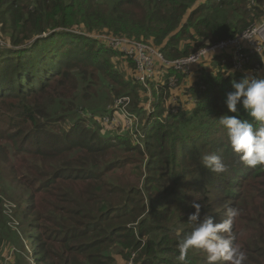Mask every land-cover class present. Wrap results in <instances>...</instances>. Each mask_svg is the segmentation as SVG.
<instances>
[{"label":"trees","instance_id":"trees-1","mask_svg":"<svg viewBox=\"0 0 264 264\" xmlns=\"http://www.w3.org/2000/svg\"><path fill=\"white\" fill-rule=\"evenodd\" d=\"M263 20L264 0H0L11 45L0 48V186L12 185L16 220L0 199V258L6 247L10 264H125L133 255V264H207L198 249L178 259L197 199L201 220L238 209L234 244L245 264H264V166L241 163L217 121L235 115L226 106L233 81L255 66L264 75V56L231 76L229 51L208 55L191 77L158 65L147 94L132 60L113 63L121 51L97 37L147 44L169 61ZM100 93L107 104L129 98L135 130L94 120L116 113L98 104ZM210 153L225 173L203 167Z\"/></svg>","mask_w":264,"mask_h":264},{"label":"clouds","instance_id":"clouds-1","mask_svg":"<svg viewBox=\"0 0 264 264\" xmlns=\"http://www.w3.org/2000/svg\"><path fill=\"white\" fill-rule=\"evenodd\" d=\"M233 75L229 71V75ZM233 91L226 97V106L230 113L222 115L217 121L226 132L228 144L241 163L246 167L264 166V78L245 75L239 82H232ZM240 108L249 119L240 118ZM204 168L215 174L227 171V166L216 153L204 154L201 158ZM197 199L191 204L195 209L189 214L188 222L193 225L190 232L183 234L178 243L183 262L190 249L205 253L207 264H245L247 256L236 244L232 234L234 219L239 215L236 208H228L226 219L214 222L212 216L205 215L201 220L202 205ZM179 235V233H177Z\"/></svg>","mask_w":264,"mask_h":264},{"label":"built area","instance_id":"built-area-1","mask_svg":"<svg viewBox=\"0 0 264 264\" xmlns=\"http://www.w3.org/2000/svg\"><path fill=\"white\" fill-rule=\"evenodd\" d=\"M263 22V23H262ZM125 38V37H124ZM119 39V38H117ZM114 38H109V44L112 48L121 51L125 57L132 60L135 65V78L144 87L148 89L149 83L156 79L158 70L157 66L161 65L164 68H171L174 71L183 73L187 77L192 76V68L198 62L206 58L208 55H215L220 52L229 51L231 54V68L233 73H241L246 67L250 65L251 55H264V20L261 23L253 25L246 29L237 37L220 41L210 47H206L195 54H192L186 58H180L175 60H166L163 55L152 46L130 40L124 39L126 43L124 45L116 44L114 46ZM128 47L130 50L125 49ZM252 69V74L257 75L260 71ZM175 80L169 79V85L174 86ZM128 98V97H126ZM129 99V98H128ZM126 99L117 101L116 106L121 107L122 103L127 105ZM126 107H123L119 111H126ZM176 108L173 111L176 112ZM129 115V116H128ZM126 120L129 121L130 126L124 129L130 131L134 126H137V119L128 112ZM103 127L110 129L115 128V118L109 116L102 118H94ZM132 258L125 264H133Z\"/></svg>","mask_w":264,"mask_h":264},{"label":"rangeland","instance_id":"rangeland-1","mask_svg":"<svg viewBox=\"0 0 264 264\" xmlns=\"http://www.w3.org/2000/svg\"><path fill=\"white\" fill-rule=\"evenodd\" d=\"M97 37L100 40H103V41H106V42L108 41L109 38H114V40H113L114 41V46L116 44L124 45L126 43V41L124 40L126 38H124V37H108V36H105V35H102V36L100 35V36H97ZM117 38H119V39H117ZM6 41H8V39L4 37V34L2 36L0 35V48H7V49L11 48V45H9ZM109 46H110V44H109ZM109 46H107V47H109ZM125 49L130 50L128 47H125ZM115 58H113V60H112L113 63H118V66L126 68L127 61L125 59H128V58H126L123 53H122L121 57H118L116 59ZM120 58H121V60H120ZM200 68H201V65L196 70H198ZM196 70H195V72H196ZM262 72H260L258 75H255V76H260L261 75L260 77L264 78V75L262 74ZM178 89H182V87H179ZM151 92H152V90L150 88H148L147 89V94H151ZM176 95L179 98H182V91H176ZM122 99H126L125 103H127V105L122 103L121 107L116 106L117 101L122 100ZM98 104H101L102 107H104V105L107 106V110H109V111L112 108H114V110L116 111V113H114L113 116H109L110 118H115V128L112 129V130L119 131V130L124 128V124H125V127H129L130 126L129 121L126 120V117L129 116L127 112H129L130 100L128 98H126L125 96L124 97H118V98L113 99L111 103L107 104V103H105V95L103 93H100L99 97H98ZM148 105L150 106V102H149ZM125 106H127L126 107V111H119V109L121 110ZM80 109H82V108H80ZM168 109H169V106H168V103H167L166 104V110H168ZM102 115H105V114H102ZM133 116L137 119V122L140 120V118H138L135 114H132V117ZM91 117H93V116H91ZM96 119H98V118L96 117ZM132 130H135V126L132 128ZM116 131H114V132H116ZM3 168L5 170V166H3ZM4 174H5V171L0 169V175H4ZM11 187H12V185H9L8 188H6L5 185H2V187L0 186V199H2V201L4 202V205H2V206H3V212H4L5 216H7L10 219V221H11L10 223L15 226L16 220L12 219V217H11V211H12V207H13L14 203H12L13 201H11L9 195L7 194V193H9L11 191ZM16 189H17V186H16ZM17 193H18V195H20L21 190L17 189ZM6 249H8V250H6ZM12 254H13V250L10 249V248H6L5 247V250L2 253L1 258H0V264H10Z\"/></svg>","mask_w":264,"mask_h":264},{"label":"crops","instance_id":"crops-1","mask_svg":"<svg viewBox=\"0 0 264 264\" xmlns=\"http://www.w3.org/2000/svg\"><path fill=\"white\" fill-rule=\"evenodd\" d=\"M255 67H256V66H255ZM260 72H261V71H260ZM250 74L253 75V74H252V71L250 72ZM148 88H149V87H148Z\"/></svg>","mask_w":264,"mask_h":264}]
</instances>
